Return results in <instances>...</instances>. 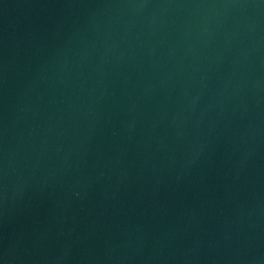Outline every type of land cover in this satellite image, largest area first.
Masks as SVG:
<instances>
[{
  "label": "water",
  "instance_id": "1",
  "mask_svg": "<svg viewBox=\"0 0 264 264\" xmlns=\"http://www.w3.org/2000/svg\"><path fill=\"white\" fill-rule=\"evenodd\" d=\"M0 264H264V0H0Z\"/></svg>",
  "mask_w": 264,
  "mask_h": 264
}]
</instances>
